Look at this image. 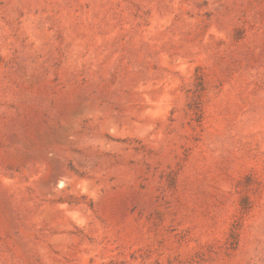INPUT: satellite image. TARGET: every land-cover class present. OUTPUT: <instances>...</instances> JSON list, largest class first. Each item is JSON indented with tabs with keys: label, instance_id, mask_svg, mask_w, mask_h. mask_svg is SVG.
I'll list each match as a JSON object with an SVG mask.
<instances>
[{
	"label": "rangeland",
	"instance_id": "1",
	"mask_svg": "<svg viewBox=\"0 0 264 264\" xmlns=\"http://www.w3.org/2000/svg\"><path fill=\"white\" fill-rule=\"evenodd\" d=\"M0 264H264V0H0Z\"/></svg>",
	"mask_w": 264,
	"mask_h": 264
}]
</instances>
